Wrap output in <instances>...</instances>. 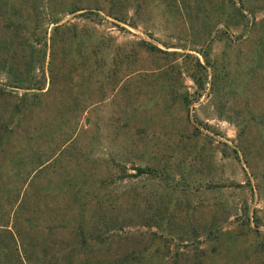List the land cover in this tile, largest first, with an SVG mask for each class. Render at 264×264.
<instances>
[{
	"label": "rangeland",
	"instance_id": "1",
	"mask_svg": "<svg viewBox=\"0 0 264 264\" xmlns=\"http://www.w3.org/2000/svg\"><path fill=\"white\" fill-rule=\"evenodd\" d=\"M71 6L81 10L69 14ZM6 7L26 20L28 43L40 51L33 73L23 65L28 44L15 61L41 89L0 92V121L18 107L12 130L0 132V264H61L75 242L81 197L103 187L118 205L135 203L133 190L143 197L152 183L131 176L144 164L173 179L175 187L159 185V201L179 209L183 228L231 229L227 211L247 208L252 231L225 235L205 264H264V0H9ZM51 15L78 22L87 44L57 39L51 48ZM4 21L0 41L8 42ZM94 32L111 46L97 57L112 61L116 44L127 56L115 87L91 74L85 35ZM142 43L159 50L147 53ZM11 52L0 50V85L9 80ZM71 96L76 110L61 106ZM120 210V218L130 215ZM135 224L123 225L111 250L142 246L147 229ZM103 254L95 247L90 264Z\"/></svg>",
	"mask_w": 264,
	"mask_h": 264
},
{
	"label": "trees",
	"instance_id": "2",
	"mask_svg": "<svg viewBox=\"0 0 264 264\" xmlns=\"http://www.w3.org/2000/svg\"><path fill=\"white\" fill-rule=\"evenodd\" d=\"M8 1L9 0H4L2 4L0 3V19L3 18L5 20L2 23V29L4 28V33L6 32L9 36L8 42L4 40L0 41V50H11L12 52L8 57L10 61L5 66V73L9 80L7 84L2 83L0 85V92L6 91V87L9 86L10 88L23 90L32 89V93H36V90L40 91L39 89H41V87H39L28 74L32 70L35 71L38 68L37 62L39 61L37 60L39 57L41 60V54L39 49H35L29 45V37H27V35L32 33L27 32L28 28L25 30L27 26L26 20L17 19L14 14H12V11L6 7ZM79 10L81 9L71 6L67 10V13L71 14ZM86 12L91 13V11ZM83 13L84 12H78L76 16H81ZM37 14L38 13H36V15ZM92 14L97 13L94 12ZM60 20L61 19L55 15H51V17L48 18V22L52 24L48 37L50 40V47L52 48L57 39H59L64 41L63 44L69 43L72 45L71 42H74L77 48L82 49L84 43L87 44L86 41L84 40L83 42L82 39L84 28L79 27L80 25L78 22L58 23ZM36 25H38L37 17L34 22V26ZM44 35L42 36L44 37ZM19 37L25 40V42L23 41L20 45H18V40L15 41ZM85 37H88V40L92 39L88 41V44H91L89 55L93 56L92 63H94L91 74H94L96 70V75L102 77L101 79H105L115 87V84H117L119 80V68L123 65V58L127 56L125 53L123 54L122 50L120 51L121 47L116 44L113 45L114 58L112 61L109 60L106 62L104 59L97 57V54L99 55L103 50H109L111 46L109 47V45L103 41L102 36L99 37L97 34L95 35V32L87 33ZM25 44L29 45L26 46L28 47L26 49H29V51L23 54V65L28 74L22 77L17 67L18 61H15V52L18 49L25 48ZM142 48L147 53L159 50L153 45H145L143 43ZM52 57L53 55L50 52L47 61V69L49 72L52 70ZM97 58H100V60H97ZM197 66L201 65L198 59H194L193 67L196 69ZM31 73H33V71ZM197 84L199 88L202 87L201 82ZM196 96L192 97L193 100L190 102L196 100ZM101 99H97V101ZM184 99L187 103L186 97H184ZM75 100V97L71 96L68 101L63 100L61 106H65L70 110H76L77 104ZM22 102L24 103V100ZM17 110L18 107L15 105L14 112L9 113L10 115L8 114L5 121H0V132H10L9 130H12L8 125L15 124L14 116ZM0 154L6 155L4 147H0ZM132 168L134 170V175L131 176L142 178L140 180L143 186L146 179L152 182L148 188V194L142 197L140 193H136L133 190L131 196L132 200H135V203L130 201V203H119L120 205L114 201L118 199L119 196L113 195L111 197L108 192L104 191L103 187L99 188L97 192L91 190L88 199L81 197L82 200L78 201L77 222L72 232L75 242L71 245V248L61 256V264H90L91 260L94 258L93 250L95 247H99V251L104 252L103 259L99 264H179L180 262L181 264H205L207 258L211 259L214 254L217 255L218 247L225 235H230L233 239H236L238 234H248L252 231L249 227L247 208H238L236 206L230 208L226 215V219L229 218V215L234 218L227 223L232 226L231 229L224 227L228 225H222V223L211 225L202 232L198 231L196 227L191 224L189 225V223L188 229L183 228L179 209L171 208L169 204H164L159 201V185L165 182L164 185L169 188H172V186L175 187L176 185L172 182L173 179L168 181V175L166 176L165 174L166 171H164L162 167H157L152 164H144L142 166L133 165ZM90 202L96 205L94 209L88 206ZM120 208L124 209V213H130V215L126 214V217L120 218L121 210L120 212L118 211ZM238 217H242L245 222L237 223ZM119 221L121 223H118ZM134 223H136L135 226H142L147 229V234L144 232L139 233L140 236L143 233L142 237L145 238L144 241H140L142 246L135 247L134 245L127 254H120L116 249L111 250V240L121 231L123 225L128 226ZM242 225L245 226L246 231L237 232L236 228ZM162 250H165V252L162 253ZM72 252L76 254L80 252L81 257L79 259L72 257ZM260 252L264 255V246L260 247ZM41 259L40 261L42 262Z\"/></svg>",
	"mask_w": 264,
	"mask_h": 264
}]
</instances>
